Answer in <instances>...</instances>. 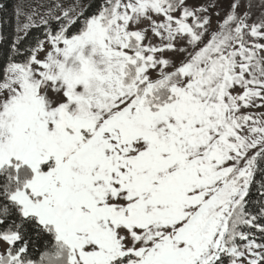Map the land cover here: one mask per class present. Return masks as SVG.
I'll return each mask as SVG.
<instances>
[{
	"label": "snow or ice",
	"instance_id": "obj_1",
	"mask_svg": "<svg viewBox=\"0 0 264 264\" xmlns=\"http://www.w3.org/2000/svg\"><path fill=\"white\" fill-rule=\"evenodd\" d=\"M216 7L15 9L0 264H264V0Z\"/></svg>",
	"mask_w": 264,
	"mask_h": 264
},
{
	"label": "rangeland",
	"instance_id": "obj_2",
	"mask_svg": "<svg viewBox=\"0 0 264 264\" xmlns=\"http://www.w3.org/2000/svg\"><path fill=\"white\" fill-rule=\"evenodd\" d=\"M35 2V0H16L15 9L22 8L25 11L30 9V6ZM41 2L45 5V8L42 9V12H47L50 6L62 5L63 8H69L73 0H41ZM190 2L194 5H203L210 2V0H190ZM217 7L212 10L210 13L212 16L213 27H216L217 21L224 17L225 13L229 9L230 0H216ZM219 12V16L216 13ZM153 42H156L155 39Z\"/></svg>",
	"mask_w": 264,
	"mask_h": 264
},
{
	"label": "trees",
	"instance_id": "obj_3",
	"mask_svg": "<svg viewBox=\"0 0 264 264\" xmlns=\"http://www.w3.org/2000/svg\"><path fill=\"white\" fill-rule=\"evenodd\" d=\"M16 0H0V30L4 32L6 36L14 38L16 17L14 16ZM33 35H40L37 30L33 31Z\"/></svg>",
	"mask_w": 264,
	"mask_h": 264
}]
</instances>
